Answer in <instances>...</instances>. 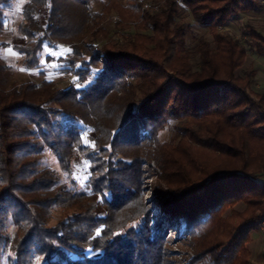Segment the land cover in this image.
I'll list each match as a JSON object with an SVG mask.
<instances>
[{"label": "trees", "instance_id": "16d2710c", "mask_svg": "<svg viewBox=\"0 0 264 264\" xmlns=\"http://www.w3.org/2000/svg\"><path fill=\"white\" fill-rule=\"evenodd\" d=\"M12 1L0 0V37ZM179 3L216 44L199 45L195 72ZM262 9L264 0H26L15 46L22 66L38 69L45 47L68 46L60 67L81 87L11 85L0 59V264H167L141 197L148 159L163 171L169 223L186 224L193 264H252L246 245L264 221V93H250L255 70L236 76L246 49L221 29ZM112 17L119 40L103 26ZM244 35L264 57V35L250 25ZM171 125L174 141L161 142ZM45 150L66 174L76 154L87 160L91 194L42 169ZM239 202L240 220L221 221Z\"/></svg>", "mask_w": 264, "mask_h": 264}, {"label": "rangeland", "instance_id": "374dc122", "mask_svg": "<svg viewBox=\"0 0 264 264\" xmlns=\"http://www.w3.org/2000/svg\"><path fill=\"white\" fill-rule=\"evenodd\" d=\"M25 2L26 0H13L9 5L6 11L4 34L0 37L1 42L7 44L6 48L0 50V59L3 64L10 68L9 81L11 85L16 82L23 83L26 81H33L41 85L43 81H54L59 88L63 89L69 86L81 87L75 77L65 74L60 67L59 61L70 56L71 50L68 46L54 45L45 47L42 53L41 66L38 69L28 70L22 66L23 55L15 49V46L23 43V39L17 33V26L21 19L22 6ZM146 2L148 5H154V0H146ZM94 10L101 12V6L94 5ZM177 22L185 26L187 34L186 45L191 54V64L194 72L198 71L200 58L197 48L201 43L206 42L211 49H216V44L209 30L196 24L191 13L180 3L178 5ZM248 25L264 35V9L251 14L234 16L221 31L239 40L245 47L246 60L242 67L237 70L236 76L243 78L247 72L255 70L256 77L250 87V93L253 97H256V95L264 93V57L258 55L254 46L246 39L244 30ZM103 26L110 33L108 39H120L119 34L116 35L118 27L116 26L115 17L108 19ZM131 34H134V31H131ZM103 42H108V40H101V43ZM141 135L147 139L146 151L150 155L154 154L156 144L153 142V138L147 132H142ZM174 137V125H171L159 135L161 142H173ZM40 167L56 171L61 178V183L68 189L91 194L89 189L90 164L80 154L75 155L70 174L61 171L57 158L49 150H45L42 153ZM143 171L144 181L140 190L143 206L149 211V217L154 227L153 233L165 240L168 256L166 258L168 260L167 264H193L197 256L192 241L185 235V222L181 220L178 225H171L168 221V213L161 207V202L168 197V187L161 179L163 171L153 159L145 161ZM261 181L264 182L263 180ZM95 199L97 202L102 200L99 196H95ZM245 211V203H236L222 212L220 220L225 221L233 218L239 221L240 219L236 217V214H242ZM56 216H58L57 213ZM164 219H166L165 222ZM215 229L211 230L210 235L217 234ZM15 231V227L10 225L9 232L12 236ZM223 238L225 237L222 236L221 239ZM250 238L251 241L246 246L251 254V263L264 264V229L261 224L251 234ZM6 260L7 257L5 258V264H7ZM34 264L41 263L38 259H35Z\"/></svg>", "mask_w": 264, "mask_h": 264}, {"label": "built area", "instance_id": "2783aa9c", "mask_svg": "<svg viewBox=\"0 0 264 264\" xmlns=\"http://www.w3.org/2000/svg\"><path fill=\"white\" fill-rule=\"evenodd\" d=\"M261 225H262V227H263V229H264V221L261 223Z\"/></svg>", "mask_w": 264, "mask_h": 264}, {"label": "snow or ice", "instance_id": "6c2138e0", "mask_svg": "<svg viewBox=\"0 0 264 264\" xmlns=\"http://www.w3.org/2000/svg\"><path fill=\"white\" fill-rule=\"evenodd\" d=\"M21 71H23V69H21Z\"/></svg>", "mask_w": 264, "mask_h": 264}]
</instances>
